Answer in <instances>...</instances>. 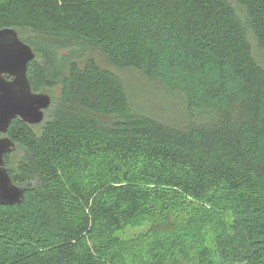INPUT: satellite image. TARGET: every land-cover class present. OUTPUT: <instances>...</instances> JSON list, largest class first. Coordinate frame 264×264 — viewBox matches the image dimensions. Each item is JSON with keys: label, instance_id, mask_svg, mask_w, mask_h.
I'll list each match as a JSON object with an SVG mask.
<instances>
[{"label": "trees", "instance_id": "obj_1", "mask_svg": "<svg viewBox=\"0 0 264 264\" xmlns=\"http://www.w3.org/2000/svg\"><path fill=\"white\" fill-rule=\"evenodd\" d=\"M2 28L35 53L31 89L60 91L39 128L7 129L24 195L0 205V264H113L114 232L153 187L186 206L233 197L213 251L193 262L169 249L156 264H264V0H0ZM93 51L179 92L189 120L134 110Z\"/></svg>", "mask_w": 264, "mask_h": 264}, {"label": "rangeland", "instance_id": "obj_2", "mask_svg": "<svg viewBox=\"0 0 264 264\" xmlns=\"http://www.w3.org/2000/svg\"><path fill=\"white\" fill-rule=\"evenodd\" d=\"M93 53L102 65L112 68L101 53ZM255 55H258L256 48ZM112 69L123 81L131 106L137 112L173 125H181L189 120L184 97L179 92L170 90L160 81L146 78L137 70ZM59 91L55 87L44 93L53 101L58 98ZM39 126L36 125L37 128ZM20 155V149L15 146L9 159L10 168L16 165ZM153 189L154 196L151 195L146 201L133 223L114 232L111 243L119 244L120 249L118 247L113 256V264H156L155 256L163 255L169 249L176 254L186 251L196 262L200 247L205 246L213 251L222 222L227 223L233 217L230 206L232 195H228L226 190H213L209 192L211 204L205 196L202 202L194 201L186 206L177 200L172 202L170 198L164 200L163 189ZM157 196L161 197V202L156 201Z\"/></svg>", "mask_w": 264, "mask_h": 264}, {"label": "water", "instance_id": "obj_3", "mask_svg": "<svg viewBox=\"0 0 264 264\" xmlns=\"http://www.w3.org/2000/svg\"><path fill=\"white\" fill-rule=\"evenodd\" d=\"M34 58L33 49L14 28L0 29V205L20 204L24 195V188L13 182L5 162V156L15 148L6 135L11 121L19 118L28 125L40 124L51 105V97L34 92L27 78V65Z\"/></svg>", "mask_w": 264, "mask_h": 264}]
</instances>
